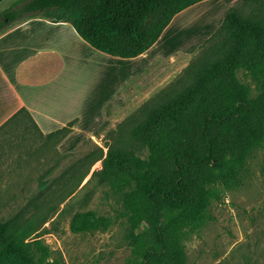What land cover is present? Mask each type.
Returning a JSON list of instances; mask_svg holds the SVG:
<instances>
[{"label": "trees", "instance_id": "obj_1", "mask_svg": "<svg viewBox=\"0 0 264 264\" xmlns=\"http://www.w3.org/2000/svg\"><path fill=\"white\" fill-rule=\"evenodd\" d=\"M200 1L14 0L0 12V35L32 17L67 21L97 49L130 58L151 48L179 12ZM240 70L256 82V96ZM18 119L54 145L75 122L45 134L23 108L0 131ZM117 128L119 144L108 146L90 172L127 190L129 264H186L185 233L214 218L210 206L219 188L237 186L248 156L264 144V20L229 7L202 53ZM137 142L149 148L148 158L136 151ZM107 226L108 218L94 210L78 211L71 221L75 232ZM0 264L69 263L37 233L34 219L12 216L0 219Z\"/></svg>", "mask_w": 264, "mask_h": 264}, {"label": "rangeland", "instance_id": "obj_2", "mask_svg": "<svg viewBox=\"0 0 264 264\" xmlns=\"http://www.w3.org/2000/svg\"><path fill=\"white\" fill-rule=\"evenodd\" d=\"M13 1L4 3L0 12ZM231 6L264 20V0H210L176 15L153 50L185 52L183 60L178 58L172 66V81L202 53L205 41L222 24ZM113 56L97 50L91 74L82 87L84 93H93L88 95V102L93 98V104L89 110L80 111L81 124L89 129L97 130L109 121L76 152L61 153L80 140L79 131L61 150L50 140L47 144L35 127L30 129L27 120L23 123L18 119L0 131V219L12 216L34 219L37 233L54 251L61 250L69 264H129L132 256L133 225L125 202L127 190L102 183L90 172L94 163L96 166L100 163L97 160L108 146L119 144L123 136L117 127L126 117L111 122L116 116L111 107L100 113L105 97L117 92L131 66L128 60L122 64ZM239 76L250 86L252 96L260 92L244 70L239 71ZM136 151L144 158L149 157V148L139 142ZM263 162L264 144L248 156L237 186L229 190L219 188V195L210 206L214 218L198 231L187 230L186 264H264ZM86 173H89L86 180L81 181L80 175ZM85 210L107 217L108 226L75 232L72 217Z\"/></svg>", "mask_w": 264, "mask_h": 264}, {"label": "crops", "instance_id": "obj_3", "mask_svg": "<svg viewBox=\"0 0 264 264\" xmlns=\"http://www.w3.org/2000/svg\"><path fill=\"white\" fill-rule=\"evenodd\" d=\"M7 1L0 0V7ZM207 1L210 0L200 2ZM164 32L151 48L138 56L121 58L107 53L119 58L116 60L122 64L128 60L131 65L123 84L115 94L107 95L102 105L100 113L107 112L110 107L116 111L111 122L122 121L172 81V66L178 58L183 60L185 52H153ZM97 50L67 21L32 17L1 34L0 128L26 108L45 134L75 121L72 131L56 146L60 149L78 131L82 136L74 146H67L61 153H74L96 136L109 120L97 130L89 129L81 124L80 111L89 110L93 104V98L88 102V95L93 93H84L86 90L82 87L91 74ZM96 119L101 121L99 116Z\"/></svg>", "mask_w": 264, "mask_h": 264}]
</instances>
